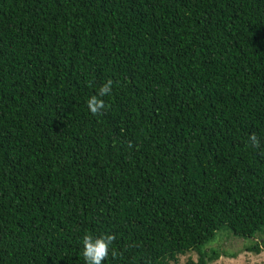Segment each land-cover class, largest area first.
Listing matches in <instances>:
<instances>
[{"label": "trees", "instance_id": "1", "mask_svg": "<svg viewBox=\"0 0 264 264\" xmlns=\"http://www.w3.org/2000/svg\"><path fill=\"white\" fill-rule=\"evenodd\" d=\"M222 230L264 250V0H0V264H83L85 234L211 264Z\"/></svg>", "mask_w": 264, "mask_h": 264}, {"label": "rangeland", "instance_id": "2", "mask_svg": "<svg viewBox=\"0 0 264 264\" xmlns=\"http://www.w3.org/2000/svg\"><path fill=\"white\" fill-rule=\"evenodd\" d=\"M256 239L235 238L230 231L222 230L204 249H218L221 253L220 258L211 264H264V250L259 254L246 250ZM198 259V253L192 252L179 257L177 264H197Z\"/></svg>", "mask_w": 264, "mask_h": 264}, {"label": "clouds", "instance_id": "3", "mask_svg": "<svg viewBox=\"0 0 264 264\" xmlns=\"http://www.w3.org/2000/svg\"><path fill=\"white\" fill-rule=\"evenodd\" d=\"M111 85V80L106 81L96 94L86 100V107L90 114L96 115L105 108L102 97L110 93ZM249 142L253 147L258 146L259 143L255 134L249 137ZM112 240L111 235L94 236L85 234L82 237L83 264H102V261H105L109 255Z\"/></svg>", "mask_w": 264, "mask_h": 264}]
</instances>
